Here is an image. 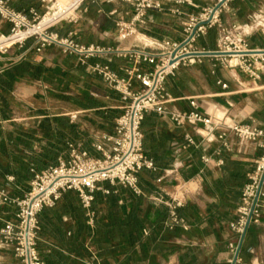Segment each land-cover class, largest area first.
Listing matches in <instances>:
<instances>
[{
	"label": "crops",
	"instance_id": "obj_1",
	"mask_svg": "<svg viewBox=\"0 0 264 264\" xmlns=\"http://www.w3.org/2000/svg\"><path fill=\"white\" fill-rule=\"evenodd\" d=\"M10 4L18 10H45L39 0ZM85 9L76 23L65 22L52 30L61 37L72 33L83 45L115 49V20L129 7L121 0H87ZM182 19L149 11L147 23L138 31L147 40L180 41ZM221 20L239 27L251 49H264V0H233ZM9 29L10 24L0 19V32ZM213 30L215 37L207 33L195 43L197 48L217 50L218 34ZM29 46L28 41L0 54V187L14 198L29 190L33 173L66 159L70 145L101 157L95 145L112 135L124 103L87 66L107 65L120 76L134 67L131 59L116 52L82 61L56 46L13 60ZM150 68L141 65L144 71ZM133 86H138L135 80ZM165 91L169 113L197 112L264 127V69L252 80L237 68L224 67L220 56H204L169 75ZM140 129L143 153L154 165L138 173L141 193L104 181L97 185L96 199L85 207L76 191L63 192L54 206L37 215L36 248L45 264H233L228 245L235 235L229 225L237 218L242 189L261 149L225 128L221 138L222 129L206 139L208 129L201 123L176 125L155 112L144 114ZM202 157L210 161L205 163ZM21 171L30 177L7 181V176ZM180 188L185 191L179 210L185 225L169 228L165 202L179 195ZM16 212L14 205L1 206L0 218L14 221ZM238 256L240 262L234 264H254L264 256V214L248 226ZM12 261L19 263L12 248L0 247V264Z\"/></svg>",
	"mask_w": 264,
	"mask_h": 264
},
{
	"label": "built area",
	"instance_id": "obj_2",
	"mask_svg": "<svg viewBox=\"0 0 264 264\" xmlns=\"http://www.w3.org/2000/svg\"><path fill=\"white\" fill-rule=\"evenodd\" d=\"M39 1L45 6L42 13L34 7L17 10L10 5V0H0V19L10 24L8 33L0 32V54H6L11 47L22 48L29 41L30 46L13 60L23 59L31 50L40 52L45 47L56 46L62 53L77 55L82 61L116 52L121 57L131 59L134 67L126 70L125 76H120L107 65L95 63L87 66L89 72L118 92L124 103L122 113L115 119L114 131L95 145L101 157H93L78 146L70 145L66 159H59L56 165L34 173L29 190L21 198L11 197L5 188L0 187V207H17L14 221L0 218V247L12 248L19 264H45L36 248L39 230L37 215L44 207L54 206L63 192L76 191L85 207L90 206L97 185L104 181L120 184L140 194L137 173L142 168H154L152 161L143 153L140 125L145 113L155 112L169 117L176 125L201 123L208 129L206 139L222 129L221 138L225 128L261 149L255 170L242 189L237 218L229 225L235 235L234 241L228 245L233 256L231 261L233 264L240 262L237 255L239 243L244 239L248 226L259 222L264 214V127L225 122L222 117H204L197 112L169 113L165 108L169 101L165 91L167 77L173 75L181 65L199 60L200 56L195 53L204 49L197 48L195 43L213 28L218 34L216 51L223 53L220 61L224 67L237 68L250 79H259L264 69V49H251L239 33V27H229L221 20L222 13L228 10L233 0H121L129 10L117 13L115 26L118 46L115 49L83 45L75 40L72 33L61 37L52 30L65 22L76 23L81 13L86 11L87 0H68L64 5L57 0ZM183 7L195 11L188 12ZM149 11L169 12L175 17H183L182 39L154 41L141 35L138 28L147 23ZM143 64L149 65L150 70H142ZM133 80L138 83L137 88L133 86ZM105 143L110 144L109 148L105 147ZM202 160L205 163L210 161L209 157H202ZM13 180L12 176H7V181ZM180 191L179 195L170 196V200L165 202L169 208L166 223L169 228L185 225L175 212L185 200L184 189L182 191L180 188ZM157 200L161 202V199ZM254 264H264V256Z\"/></svg>",
	"mask_w": 264,
	"mask_h": 264
},
{
	"label": "trees",
	"instance_id": "obj_3",
	"mask_svg": "<svg viewBox=\"0 0 264 264\" xmlns=\"http://www.w3.org/2000/svg\"><path fill=\"white\" fill-rule=\"evenodd\" d=\"M11 5V4H10ZM12 6V5H11ZM13 7V6H12ZM15 8V7H14ZM16 9V8H15ZM18 10V9H17ZM208 33H209V37H211V38H214L215 37V32H214V30L213 29H211V30H209L208 31ZM201 47H204V45H202ZM150 160V159H149ZM51 166H53V165H51ZM49 167V166H48ZM47 167V168H48ZM143 169V168H142ZM141 169V170H142ZM140 170V171H141ZM139 171V172H140ZM138 172V173H139ZM138 173H137V179H138ZM15 175V176H14ZM13 175V178L15 179V178H20V179H26V178H28V177H30L27 173H25L24 171L22 172H15V174ZM33 176H34V173L31 175V177L33 178ZM138 187H139V180H138ZM4 188V187H3ZM139 189H140V187H139ZM68 191V190H67ZM77 193V192H76ZM134 193V192H133ZM140 193H141V190H140ZM78 194V193H77ZM134 194H136V193H134ZM136 195H138V194H136ZM78 196H79V194H78ZM96 198H95V196H94V193H93V199H92V201L91 202H93L94 200H95ZM180 208L181 207H179V208H177L176 210H175V212H176V214H177V216L179 217V218H181V216H180V214H179V210H180ZM166 213H167V217H166V222H168V220H169V208L168 207H166ZM38 220V219H37ZM39 225V224H38ZM3 264H16V263H14L13 261L12 262H8V263H3ZM19 264V263H18Z\"/></svg>",
	"mask_w": 264,
	"mask_h": 264
},
{
	"label": "water",
	"instance_id": "obj_4",
	"mask_svg": "<svg viewBox=\"0 0 264 264\" xmlns=\"http://www.w3.org/2000/svg\"><path fill=\"white\" fill-rule=\"evenodd\" d=\"M222 54H223V53H220V52H218V51H200V52L195 53V55L200 56V57H204V56H220V55H222ZM242 241H243V240H241V242L239 243L238 251H237V255L239 254V250H240V248H241ZM237 255H236V256H237Z\"/></svg>",
	"mask_w": 264,
	"mask_h": 264
},
{
	"label": "bare ground",
	"instance_id": "obj_5",
	"mask_svg": "<svg viewBox=\"0 0 264 264\" xmlns=\"http://www.w3.org/2000/svg\"><path fill=\"white\" fill-rule=\"evenodd\" d=\"M60 4L64 5L67 3L68 0H57ZM140 39L146 40V38H142L141 36H138Z\"/></svg>",
	"mask_w": 264,
	"mask_h": 264
}]
</instances>
